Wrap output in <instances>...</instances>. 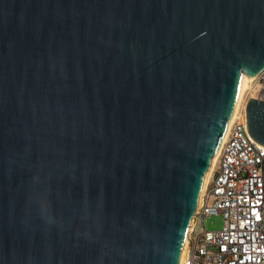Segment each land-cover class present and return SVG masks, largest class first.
<instances>
[{"label": "water", "instance_id": "95a60500", "mask_svg": "<svg viewBox=\"0 0 264 264\" xmlns=\"http://www.w3.org/2000/svg\"><path fill=\"white\" fill-rule=\"evenodd\" d=\"M263 70L264 0H0V264H181Z\"/></svg>", "mask_w": 264, "mask_h": 264}, {"label": "built area", "instance_id": "2783aa9c", "mask_svg": "<svg viewBox=\"0 0 264 264\" xmlns=\"http://www.w3.org/2000/svg\"><path fill=\"white\" fill-rule=\"evenodd\" d=\"M264 100V70L245 89L188 233L183 264H264V146L249 132L247 105ZM238 105V104H237ZM223 215V227L204 219Z\"/></svg>", "mask_w": 264, "mask_h": 264}, {"label": "bare ground", "instance_id": "6f19581e", "mask_svg": "<svg viewBox=\"0 0 264 264\" xmlns=\"http://www.w3.org/2000/svg\"><path fill=\"white\" fill-rule=\"evenodd\" d=\"M255 77H251V76H248L247 74H243L242 75V80H241V85H240V92H239V96H238V101H237V104L236 106H239L240 104V101L243 97V93L245 92V89L248 87L249 83L254 79ZM231 122V121H230ZM230 126V124H229ZM229 130V128H228ZM228 130L224 136V139L218 149V152L216 153V155L214 156L213 160H212V164H211V167L209 169V171L207 172L206 176H205V179H204V184H203V189H202V194H203V191L205 190L206 186L208 185L209 183V180H210V177L212 175V171H213V168H214V165L219 157V154H220V151H221V148H222V145L224 143V141L226 140L227 136H228ZM201 194V196H202ZM188 240V239H187ZM187 251H188V241H186L185 243V246H184V250H183V256H182V260H184V258L186 257V254H187ZM181 264H183L181 262Z\"/></svg>", "mask_w": 264, "mask_h": 264}, {"label": "rangeland", "instance_id": "374dc122", "mask_svg": "<svg viewBox=\"0 0 264 264\" xmlns=\"http://www.w3.org/2000/svg\"><path fill=\"white\" fill-rule=\"evenodd\" d=\"M244 94V93H243ZM204 227L208 230H219L223 227L222 214H210L204 219Z\"/></svg>", "mask_w": 264, "mask_h": 264}]
</instances>
